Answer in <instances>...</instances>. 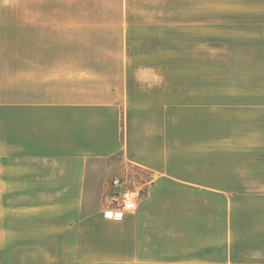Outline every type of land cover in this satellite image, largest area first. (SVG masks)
Segmentation results:
<instances>
[{"label":"crops","instance_id":"obj_1","mask_svg":"<svg viewBox=\"0 0 264 264\" xmlns=\"http://www.w3.org/2000/svg\"><path fill=\"white\" fill-rule=\"evenodd\" d=\"M46 4L27 7L7 61L9 142L32 163L25 175L82 198L92 160L121 156L153 174L119 239L86 247L98 251L80 264H264V221L241 230V173L254 167L226 147L224 128L210 139L224 88L210 113L203 0L68 2L57 16Z\"/></svg>","mask_w":264,"mask_h":264},{"label":"rangeland","instance_id":"obj_2","mask_svg":"<svg viewBox=\"0 0 264 264\" xmlns=\"http://www.w3.org/2000/svg\"><path fill=\"white\" fill-rule=\"evenodd\" d=\"M40 1L47 3L48 15L57 16L56 9L62 4L89 0H0V264H80L81 255L98 251L86 247L119 239L117 222L121 220L103 213L108 199L106 182L114 174L138 171L147 194L153 178L147 169L123 163L121 156L92 160L81 198L71 192V185L40 182L32 168L29 176L25 175L29 159L10 147L9 109L3 102L10 94V38L23 35L27 7ZM39 9H29L30 15ZM189 14L179 11L178 18L186 19ZM199 25L180 24L178 31L195 32ZM202 27L209 64L210 113L217 84L220 91L224 88L225 120L223 124L210 120V139L224 128L226 147H240L242 163L254 167L241 173V230L246 233L256 220L264 221V0H203ZM191 42L185 43L190 47ZM15 44H23V39L17 38ZM230 158L226 153V159ZM232 180L229 176L226 183ZM228 187L233 188L232 184ZM79 242L82 244L77 245Z\"/></svg>","mask_w":264,"mask_h":264},{"label":"built area","instance_id":"obj_3","mask_svg":"<svg viewBox=\"0 0 264 264\" xmlns=\"http://www.w3.org/2000/svg\"><path fill=\"white\" fill-rule=\"evenodd\" d=\"M127 174H114L105 185L108 195L103 213L114 220H122L136 211L146 194V184L139 179L140 172L129 170Z\"/></svg>","mask_w":264,"mask_h":264}]
</instances>
